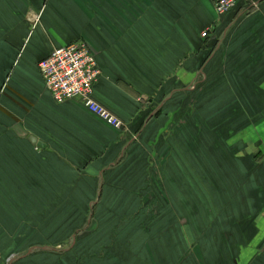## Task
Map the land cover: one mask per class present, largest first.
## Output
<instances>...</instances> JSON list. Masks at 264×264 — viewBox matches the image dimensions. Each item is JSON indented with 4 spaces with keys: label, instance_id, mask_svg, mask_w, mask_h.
Segmentation results:
<instances>
[{
    "label": "crops",
    "instance_id": "crops-1",
    "mask_svg": "<svg viewBox=\"0 0 264 264\" xmlns=\"http://www.w3.org/2000/svg\"><path fill=\"white\" fill-rule=\"evenodd\" d=\"M78 40L89 43L102 71L94 97L123 120L122 130L78 99L57 103L46 88L40 60L54 47ZM262 75L264 0H239L225 15L211 0H0V243L25 224L24 214L80 211L82 197L92 206L100 188L110 211L127 206L132 212L141 195L153 201L157 186H148L164 178L172 179L176 198L164 192L168 204L160 209L165 213L150 228L169 232L158 233L155 243L164 255H194L189 246L204 232L191 219L198 211L194 190L204 195L205 180L213 178L212 145L226 148L213 133L224 134L221 123L237 116L235 141L256 146L264 122L253 123L257 110L254 105L251 112L246 101L262 94ZM197 99L203 100L198 107ZM216 99L225 106L212 121L207 116ZM246 130L256 131L255 139ZM254 178L262 184L259 174ZM183 198L188 221L179 228L176 199ZM263 215L252 240L241 243L263 245ZM246 221L243 216L236 222L240 230ZM216 242L205 239V244ZM256 255H264V245ZM33 260L20 264L45 262Z\"/></svg>",
    "mask_w": 264,
    "mask_h": 264
},
{
    "label": "rangeland",
    "instance_id": "rangeland-1",
    "mask_svg": "<svg viewBox=\"0 0 264 264\" xmlns=\"http://www.w3.org/2000/svg\"><path fill=\"white\" fill-rule=\"evenodd\" d=\"M260 82L262 94L252 102L246 101L251 112L254 105L257 110L251 117L254 124L264 122V75L260 78ZM201 102L203 100L199 99L195 105L198 107ZM223 102L225 103L223 99L213 101L210 107L211 114L207 116L212 121L219 118L217 113L225 106ZM229 103L233 104V100H229L227 104ZM233 119L228 124L221 123L224 134L219 130L213 133L222 143L225 142L226 148H219L213 144L209 149V156L215 158L217 162L210 164L213 178L205 180L209 184L205 194L202 195V189L194 190V193L198 192L195 197L199 200L195 203L198 211L194 213L195 218L191 217V219L196 226L202 228L201 230L204 229L203 233L196 234V236L200 235L199 242L189 246L188 253L192 251L194 255H180L176 252L172 255H164L161 253L160 244L155 243L158 233L169 232L166 227L157 232L156 228H150V224L156 222V217L165 213L160 209L168 204L164 192L167 191L168 195L172 194L173 199L176 198L172 190L174 186L170 184L172 179L169 182L162 178L159 184L152 180L148 186L150 190L157 186L152 191L153 201H149V195H141L140 203L132 212L131 209L125 210L127 206L115 212L110 211L107 197H103V189L100 188V196L94 200L95 204L92 206L89 205L86 197H82L80 211L66 212L67 210L62 209L60 213L38 211L35 214L33 212L24 214L22 218H26V222L35 223V227L31 228L25 222L10 235L12 237L4 238L0 243V255L7 256L3 257V260L0 258V264H20L32 259L34 263H38L42 258L44 264H264V255H256L262 249L264 241L263 245L256 246L251 245V242L241 243L258 231L256 227L258 217L264 214V133L262 132L263 137H258L255 141L256 146H249L241 139L235 141L236 136L239 135L235 132L237 116ZM225 121L226 116L221 117L220 122ZM247 132L251 134L252 139H255L256 131H244ZM163 166L165 167V164ZM256 170L257 172H254ZM258 174L262 184L260 180L254 178L258 177ZM255 191L258 192V199L248 198L254 195ZM180 197L179 193L177 198ZM85 200L86 204H83ZM184 200L185 198L176 199L179 228L184 227L188 221L186 215L188 207ZM38 201L39 198L35 206H39ZM144 202H147V205H143ZM203 203L206 211L202 210ZM190 212L188 214H191ZM17 214L19 215L18 212ZM146 216L149 217L148 222L143 221ZM243 216L247 218V227L240 230L236 222ZM205 220H209L206 227L203 226ZM69 226L71 230L76 231L70 234ZM174 230L178 233L176 228ZM245 231L250 235L248 236ZM207 237L217 242L205 244ZM78 250L84 254L70 255L71 251ZM253 250L255 255H252ZM98 252H103L104 255H96ZM9 256H15L14 260H10L11 258L8 260Z\"/></svg>",
    "mask_w": 264,
    "mask_h": 264
},
{
    "label": "built area",
    "instance_id": "built-area-1",
    "mask_svg": "<svg viewBox=\"0 0 264 264\" xmlns=\"http://www.w3.org/2000/svg\"><path fill=\"white\" fill-rule=\"evenodd\" d=\"M219 15L230 13L239 0H211ZM39 69L46 88L57 103L78 99L100 120L122 130L123 120L113 114L94 97V90L102 74L89 43L78 40L56 46L40 60Z\"/></svg>",
    "mask_w": 264,
    "mask_h": 264
},
{
    "label": "water",
    "instance_id": "water-1",
    "mask_svg": "<svg viewBox=\"0 0 264 264\" xmlns=\"http://www.w3.org/2000/svg\"><path fill=\"white\" fill-rule=\"evenodd\" d=\"M30 139H31V141H32L34 144L38 145L39 147H42V146H43V143H41L40 141H37V139H35V138H33V137H31Z\"/></svg>",
    "mask_w": 264,
    "mask_h": 264
},
{
    "label": "trees",
    "instance_id": "trees-1",
    "mask_svg": "<svg viewBox=\"0 0 264 264\" xmlns=\"http://www.w3.org/2000/svg\"><path fill=\"white\" fill-rule=\"evenodd\" d=\"M165 197V196H164ZM166 198V197H165ZM167 200V199H166Z\"/></svg>",
    "mask_w": 264,
    "mask_h": 264
}]
</instances>
